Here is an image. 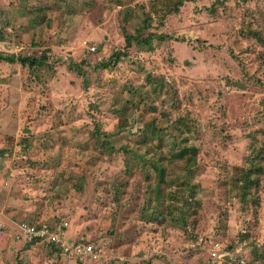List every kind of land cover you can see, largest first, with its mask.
Here are the masks:
<instances>
[{
	"label": "rangeland",
	"instance_id": "obj_1",
	"mask_svg": "<svg viewBox=\"0 0 264 264\" xmlns=\"http://www.w3.org/2000/svg\"><path fill=\"white\" fill-rule=\"evenodd\" d=\"M180 1L169 13L170 0H0V54L45 57L0 60V264H83L46 233L91 243L99 258L89 264H241L244 245L243 264L264 261V175L257 189L234 180L264 168V0ZM125 35L151 50H125ZM116 50L126 51L119 63L101 65ZM167 112L178 127L155 122ZM191 201L228 215L209 211L201 232L214 231L213 241L185 237L182 249L174 218ZM18 224L44 233L28 252L7 240Z\"/></svg>",
	"mask_w": 264,
	"mask_h": 264
},
{
	"label": "trees",
	"instance_id": "obj_2",
	"mask_svg": "<svg viewBox=\"0 0 264 264\" xmlns=\"http://www.w3.org/2000/svg\"><path fill=\"white\" fill-rule=\"evenodd\" d=\"M185 1H188L190 2L191 0H185ZM182 4V1L180 0H176V1H172L170 0V4L168 5V9L167 11H169V13H177L178 11V7ZM212 7H214L212 5ZM212 9V8H211ZM152 36H155L153 34H151ZM260 32H253L252 33V38L255 39L256 41H261V38H260ZM151 36V37H152ZM156 38H158L159 40L163 38V36L159 35V36H155ZM124 42H125V46H124V49L127 50L129 49L132 45H135L137 48H140L142 49L144 47V44L146 47V50L149 51L151 50L150 48V42L149 39H139L138 35H125L124 36ZM99 49H97L98 51ZM122 51V50H116L114 53H112L110 56H109V60L105 63H101V65L103 64L104 67L108 66L110 67L111 65L115 66V64L119 63V61L121 60V58H123L125 55H126V51ZM94 51L92 52H89V53H94ZM6 57H8L6 60H17L19 62H21V65L22 66H38V65H41L43 59L45 58L44 56H42L40 59H36V58H27V57H17L15 58L14 56H6V55H2L0 54V60H4ZM114 63V64H112ZM153 78L151 77V74H147V77H146V80L148 81L147 85L149 84V82L152 80ZM150 96V95H149ZM168 98H174V96L171 94V92L168 93ZM147 107V106H146ZM173 109L172 108H169L168 111H172ZM115 111V110H114ZM116 114L119 115V118H122L124 115L123 113L121 112H115ZM169 112H167L166 114H161V116L155 118V122L156 123H160V124H164V123H168L166 125V128L165 129H169L171 127H178V125L180 124L181 122V118L180 117H176V120L171 122L169 121V118L167 117V114ZM183 121V120H182ZM149 136L151 137V140L152 141H156L158 143V145H160V141L162 139V132L159 128H152L151 131H150V134ZM140 137L142 138V141L144 139V141L146 140V136H144V134H141ZM183 138V137H182ZM150 144V142H146L143 147H148ZM157 150L159 149V146H157ZM188 151L189 153L191 152V154H187L186 157H187V161L188 163L190 164L191 163V158H193V156L196 154L197 152V149L194 148V147H189L188 148ZM145 157V156H144ZM137 158V159H136ZM177 158H182V154L179 153L177 155ZM189 158V159H188ZM135 159H136V163L138 165V167L140 166H144V158L143 157H140L138 156L137 154H135ZM139 159V160H138ZM39 161L40 160H35L33 163L34 164H39ZM158 175L160 177H162L164 175V172H163V169H159L158 170ZM264 175V168L261 167L259 172L257 173V177L256 179H252V175H251V170H246L244 172H241V175L239 177H237L235 180V182L237 181V183H240L241 184V187L243 188H259L260 187V183L262 182V176ZM260 178V179H259ZM119 182H115L112 189L114 190V196L112 198V201L115 205H123L122 204V201H123V198H124V195H123V189L120 187V185H118ZM157 185L158 184H155L154 187H153V192L151 194V197L152 195L154 194V196L156 197L155 200H157V202H159V196L161 197H165L166 194H163L161 192H159L157 189ZM170 197L174 198L175 199V196L174 195H170ZM193 197V196H192ZM189 205L192 204L193 205V211L190 213V211H187L186 208H183L184 207V203L183 205H180V216L177 217V218H174V219H177L179 220V222L181 221L182 222V227L184 228V231L182 232V234L180 235L179 238H181V248L183 249L184 248V244H185V237L189 240V241H192V242H197L199 239H201V242L203 243H209L210 241H213L212 238L214 237L212 233H214V231H209V232H201V229L203 226H205L204 224H207L208 222V218H207V215L209 213V211L211 212L212 216L216 217V218H219L220 220L222 221H225L227 218V215H228V212H227V209L225 207H220L219 210L217 209V213H214V211L212 210V207H203L202 208V212L200 211L199 213V206L197 204V206L194 205V202L191 201V202H187ZM254 203L256 204L257 203V206H259V200L258 201H254ZM186 204V203H185ZM161 205L164 206L166 205V199L165 198H160V203H159V206L161 207ZM161 217H164V212H162L160 214ZM156 221V219H155ZM39 223V222H38ZM164 225V224H163ZM35 227L37 228L38 227V224L35 225ZM185 227H189L187 229H185ZM226 228H228L232 233H237L236 230H235V227L233 225H229V226H225ZM161 231H163V229H161ZM240 238L242 240L246 239L247 236L245 234H242L240 236ZM246 245L243 246V248L245 247ZM242 248V249H243ZM178 247L176 248V251ZM242 249L238 252V255L236 256L237 257V260L239 261H243L244 263V255L241 254L240 252L242 251ZM189 252L191 251H194L192 248L191 249H188ZM216 251V250H215ZM213 251V252H215ZM240 253V254H239ZM155 258H158V257H163L164 256H161V255H157L155 253L152 254ZM190 254H188L187 256L189 257ZM230 257V256H229ZM231 258V257H230ZM252 260H258L256 259V257L254 258H250ZM248 259V260H250ZM79 260V259H77ZM81 261V263L83 264H86V263H91L92 259H90V257H85L84 260H79ZM227 261V260H226ZM248 264V263H247ZM257 264H264V261L262 260L261 257H259V261Z\"/></svg>",
	"mask_w": 264,
	"mask_h": 264
},
{
	"label": "built area",
	"instance_id": "obj_3",
	"mask_svg": "<svg viewBox=\"0 0 264 264\" xmlns=\"http://www.w3.org/2000/svg\"><path fill=\"white\" fill-rule=\"evenodd\" d=\"M39 228V227H38ZM38 228L36 229L35 227H29L28 225H24L21 227L22 230V235L25 239L27 240H31L32 238H36V237H43L44 233L42 230H38ZM58 230H60L61 232H63V227H56ZM46 237H52L50 238L51 241L55 242V243H59L62 246H64L65 251L69 250L70 248H74L75 252L71 251V256H82V255H90L93 253V247L91 244H78V245H74V244H66L65 240H62L60 238H58L57 235H50V233H46Z\"/></svg>",
	"mask_w": 264,
	"mask_h": 264
},
{
	"label": "crops",
	"instance_id": "obj_4",
	"mask_svg": "<svg viewBox=\"0 0 264 264\" xmlns=\"http://www.w3.org/2000/svg\"><path fill=\"white\" fill-rule=\"evenodd\" d=\"M32 200V199H31ZM0 204H2V201H0ZM24 205L26 206V208H27V212H28V209H29V202L28 203H26V202H24ZM33 208H34V206L33 207H30V210H29V213L30 212H32V210H33ZM0 220H1V210H0ZM65 230V235H66V229H64ZM7 240H9L10 241V243H14V244H16V245H22V247H23V249L20 251V253L22 252V251H24V252H28L29 250H31L34 246H33V243L31 242V243H29V242H25L20 236H14V238L12 239L11 237H7ZM38 243H40V242H36V244H38ZM93 246V245H92ZM55 247H58L57 246V244H55ZM94 248V247H93ZM97 249L96 248H94V250H93V253L92 254H90V255H87L88 257H90V259H92V260H97L99 257H96V253H97ZM48 252H50V251H48ZM47 252V253H48ZM44 254V253H43ZM47 255V254H46ZM82 256H84V255H82ZM71 258L72 259H74V256H71ZM233 262H234V260H232ZM236 262V261H235ZM240 262V261H239ZM3 264H12V262L10 261V260H7V261H5ZM241 264H243V261H241Z\"/></svg>",
	"mask_w": 264,
	"mask_h": 264
},
{
	"label": "clouds",
	"instance_id": "obj_5",
	"mask_svg": "<svg viewBox=\"0 0 264 264\" xmlns=\"http://www.w3.org/2000/svg\"><path fill=\"white\" fill-rule=\"evenodd\" d=\"M20 224H23V222L22 223H20ZM20 224H18V230H20L21 228H20ZM40 224H43V225H49V226H53V227H57L56 225H50V224H47V223H44V222H42V223H40ZM40 224L38 225V227H40ZM37 227V228H38ZM63 231H65L64 229H63ZM17 236H20L25 242H29V243H36V241H38V240H40L42 237H36V238H32L31 240H27V239H25L24 237H23V235H22V232H18V234H17ZM41 242H42V240H41ZM55 244H57V243H55V242H53V246L55 247ZM84 244H91V243H84ZM51 245H52V243H51ZM92 245V244H91ZM93 247V246H92ZM93 250H94V248H93ZM84 257H87V255H84ZM77 259H79V260H82V259H80V258H76L75 260H77Z\"/></svg>",
	"mask_w": 264,
	"mask_h": 264
}]
</instances>
